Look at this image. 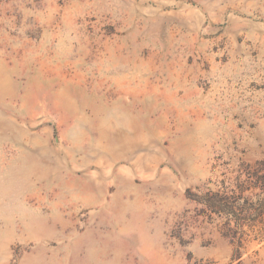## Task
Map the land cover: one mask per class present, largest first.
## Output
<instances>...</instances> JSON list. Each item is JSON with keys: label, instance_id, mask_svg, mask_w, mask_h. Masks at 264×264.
I'll use <instances>...</instances> for the list:
<instances>
[{"label": "rangeland", "instance_id": "obj_1", "mask_svg": "<svg viewBox=\"0 0 264 264\" xmlns=\"http://www.w3.org/2000/svg\"><path fill=\"white\" fill-rule=\"evenodd\" d=\"M263 161L264 0H0V264H264Z\"/></svg>", "mask_w": 264, "mask_h": 264}, {"label": "trees", "instance_id": "obj_2", "mask_svg": "<svg viewBox=\"0 0 264 264\" xmlns=\"http://www.w3.org/2000/svg\"><path fill=\"white\" fill-rule=\"evenodd\" d=\"M260 165H261L262 175L260 177L255 176V178H256L255 184H259V187L264 190V161ZM263 193H264V191H263ZM258 209H259V211L255 214H253L252 216L255 217L256 219L257 218L263 219V217H264V195H263V198L261 199V201L259 202ZM253 210H255V208H254V205L251 204L248 207V211H253Z\"/></svg>", "mask_w": 264, "mask_h": 264}]
</instances>
